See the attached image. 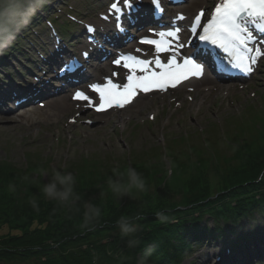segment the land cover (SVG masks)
<instances>
[{"label": "trees", "instance_id": "1", "mask_svg": "<svg viewBox=\"0 0 264 264\" xmlns=\"http://www.w3.org/2000/svg\"><path fill=\"white\" fill-rule=\"evenodd\" d=\"M238 147L230 158L224 155L194 176L176 167L188 180L175 184L165 180L167 174L156 182L153 174L145 173V164L135 166L149 185L141 197L144 231L141 249L136 251L120 239L115 221L122 214L135 213L141 200L114 198L104 183L112 171L102 175L97 167L91 174L82 169L77 172L76 187L82 200L102 209L98 226L85 230L80 227L82 209L81 213L68 212L42 197L40 167L29 164L32 167L16 170L0 162V264H135L134 257L143 248L152 249L151 264H180L188 248L205 237L226 231L235 237L242 229L235 227L238 221L264 208V133ZM23 175L35 176L36 182L21 183ZM150 182H154L152 189ZM10 183L17 186L16 192L8 190ZM33 195L38 197L39 212L28 203ZM157 211L169 217L167 224L156 220ZM206 216L213 220L212 230L201 222Z\"/></svg>", "mask_w": 264, "mask_h": 264}, {"label": "rangeland", "instance_id": "2", "mask_svg": "<svg viewBox=\"0 0 264 264\" xmlns=\"http://www.w3.org/2000/svg\"><path fill=\"white\" fill-rule=\"evenodd\" d=\"M70 1L81 4L79 10L87 4H92L89 8L97 5V0ZM204 3L208 1L201 0L192 6L199 7ZM35 15H39L38 12ZM3 65L0 73L10 70L5 61ZM190 95L192 101L187 99L189 96L180 93L165 101L156 99L152 102L156 104V110L148 106L141 108L143 104H136L132 109L120 113L128 119L119 134L116 131V121L120 114L95 117V124L91 126H69L66 121L70 115L59 113L55 109H31L22 115L0 114V162L16 170L32 167L29 164L46 169L49 174L52 170H63L73 173L76 179L77 172L81 169L91 174L95 172V168L100 167L103 175L117 166L121 169L128 166L135 168L140 163L141 166L145 164V173L153 174L156 182L167 174L165 180L175 184L188 180L189 175L194 176L200 168L224 155L230 158L239 148V142L249 143L264 133V119L261 117L260 120H252L254 112L249 113L251 110L264 111V63L255 79L244 89L235 90L228 97L217 93L208 100H200V94ZM174 97L182 98L186 104L184 110L176 111L171 108ZM149 114L156 115V124L148 120ZM247 114L250 119H244ZM165 147L171 148V155L174 157L169 158L166 154V158L162 159L161 149L164 150ZM110 162L113 166L109 165ZM104 165L106 169L101 170ZM176 167L188 170V176L178 173ZM39 176L43 184L50 180L49 176ZM150 183L152 189L154 182ZM201 222L208 228L213 227L207 216ZM242 223L241 221L240 224ZM6 231L2 230L1 233ZM220 248L216 241L206 248H192L181 264H203L201 262L206 258L212 261V255ZM259 261L264 264V256Z\"/></svg>", "mask_w": 264, "mask_h": 264}, {"label": "snow or ice", "instance_id": "3", "mask_svg": "<svg viewBox=\"0 0 264 264\" xmlns=\"http://www.w3.org/2000/svg\"><path fill=\"white\" fill-rule=\"evenodd\" d=\"M124 8L121 9L118 3L112 5V9L117 14V20H120V14L125 10L135 11L138 10L132 3V0H123ZM153 7L157 12L161 11L159 0H151ZM200 15L195 17V21L191 26L190 31L196 35L199 41L203 42L197 47L202 48L205 55L211 54L214 58L217 70L220 72H230L232 69H238L242 73L250 74L252 69L249 66L248 61L255 64L257 59L264 55L261 49L254 48L252 45L257 43L254 40L253 28L257 35L264 36V0H221L218 3L211 17L206 23H201ZM197 27H202L203 32H197ZM175 31H168L166 33L168 38L176 40ZM160 37H164L165 33H158ZM140 43L151 44L155 48V52H170V55L165 57L166 65L162 64L160 59H155L153 62L144 60H137L132 56L122 57L115 61L120 64L121 59L124 61L123 67H128L129 64L138 66L139 72L143 75L133 76L128 75V84L118 85L112 81H108L107 85H92L90 86L92 91L97 92L99 95V107L96 111H101L106 105L111 107L115 103L118 107L129 102L130 98L135 94L136 90L147 92L153 87L163 89L164 85L170 84L175 86L176 82L183 76L187 79L188 75L199 76L202 71V63H196L193 57H181L183 60V66L180 72H173L172 69L176 67L175 55L172 54V50L176 47H183V45H174L168 41H164L163 44L152 39H142ZM209 45L213 46L209 48ZM216 49L222 50L225 54L231 57V68L225 66L218 56ZM255 51L256 56H249L248 53ZM155 63L156 67L162 69L159 73L148 71V64ZM123 88L122 92H117L116 89ZM75 99L84 100L88 106L93 104V99L84 93H75Z\"/></svg>", "mask_w": 264, "mask_h": 264}, {"label": "clouds", "instance_id": "4", "mask_svg": "<svg viewBox=\"0 0 264 264\" xmlns=\"http://www.w3.org/2000/svg\"><path fill=\"white\" fill-rule=\"evenodd\" d=\"M47 0H0V54L15 39L16 34L26 27L35 14L41 10ZM39 175L49 176L48 183L40 188V194L44 199L54 201L57 208L68 212L81 213L82 222L80 227L85 230H93L102 219V209L92 201L82 200L81 194L77 191L76 177L71 172L63 170L40 169ZM20 182L32 185L36 181L29 175L20 177ZM104 183L113 193L117 200L128 197L132 200H141L143 194L149 191V185L144 175L133 167L121 169L119 166L112 169V174L106 178ZM8 190L16 192L17 186L9 184ZM31 208L39 212L38 197L33 195L28 200ZM143 201L141 206L133 214L120 215L115 221V228L118 230L120 239L125 246L133 251L141 249V233L144 226L141 223L145 216L143 214ZM160 224H167L169 217L164 211L154 213ZM151 248H143L135 255V264H151Z\"/></svg>", "mask_w": 264, "mask_h": 264}, {"label": "bare ground", "instance_id": "5", "mask_svg": "<svg viewBox=\"0 0 264 264\" xmlns=\"http://www.w3.org/2000/svg\"><path fill=\"white\" fill-rule=\"evenodd\" d=\"M205 83L208 84L207 86H210L209 88H213L214 85H215V82L211 81L210 78H207V79L205 80ZM209 84H210V85H209ZM206 94H207V93L203 94V98H202V99L206 100ZM202 99H201V100H202ZM134 103H136V101H135ZM134 103H133V104H134ZM133 104H132V105H133ZM199 106H200V104H199ZM57 108H59V107H57ZM59 109H60L61 111H62V110L67 111V110L69 109V107H66V108L63 107L62 109H61V108H59ZM126 120H127V119H125L124 117L119 116V123H121V126H123V124H125V121H126ZM218 256H221V257H222V256H223V253H222V252H219V253H218Z\"/></svg>", "mask_w": 264, "mask_h": 264}]
</instances>
